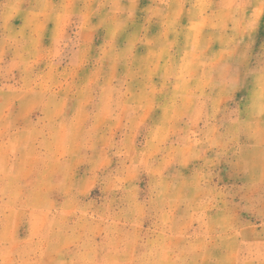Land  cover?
<instances>
[{
	"label": "clouds",
	"instance_id": "1",
	"mask_svg": "<svg viewBox=\"0 0 264 264\" xmlns=\"http://www.w3.org/2000/svg\"><path fill=\"white\" fill-rule=\"evenodd\" d=\"M264 0H0V264H264Z\"/></svg>",
	"mask_w": 264,
	"mask_h": 264
},
{
	"label": "rangeland",
	"instance_id": "2",
	"mask_svg": "<svg viewBox=\"0 0 264 264\" xmlns=\"http://www.w3.org/2000/svg\"><path fill=\"white\" fill-rule=\"evenodd\" d=\"M262 39H264V37H262Z\"/></svg>",
	"mask_w": 264,
	"mask_h": 264
}]
</instances>
